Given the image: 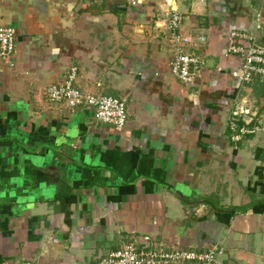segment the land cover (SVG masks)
<instances>
[{"label": "crops", "instance_id": "crops-1", "mask_svg": "<svg viewBox=\"0 0 264 264\" xmlns=\"http://www.w3.org/2000/svg\"><path fill=\"white\" fill-rule=\"evenodd\" d=\"M174 11L206 62L192 85L171 71ZM0 25L17 33L0 64V264H97L144 235L264 264V81L241 88L225 55L234 29L264 47V0H0ZM74 67L82 92L126 100L124 128L47 100ZM235 118L260 131L232 142Z\"/></svg>", "mask_w": 264, "mask_h": 264}, {"label": "built area", "instance_id": "built-area-1", "mask_svg": "<svg viewBox=\"0 0 264 264\" xmlns=\"http://www.w3.org/2000/svg\"><path fill=\"white\" fill-rule=\"evenodd\" d=\"M102 1V0H94ZM182 16L172 12L169 16V29L177 46L175 58L171 64L172 74L183 84L192 85L206 67L205 60L191 51L184 52L183 45L190 41L179 33ZM257 30L262 29L263 15L258 13ZM201 41H205L201 38ZM17 48V33L12 26L0 25V64L9 63L13 67V57ZM225 55L242 62L241 88L264 79V47L259 39L243 30H231L225 44ZM77 68H72L62 85H51L45 89V96L52 104L63 105L71 112L79 109L94 110L95 118L102 124L117 129L128 123L127 102L125 99L86 94L75 86ZM231 141L240 143L250 135L257 134L258 127L240 125L232 119L229 124ZM217 247L207 252L194 250L168 249L144 235L127 242L123 247L111 252L97 264H223ZM31 264V263H25Z\"/></svg>", "mask_w": 264, "mask_h": 264}, {"label": "trees", "instance_id": "trees-1", "mask_svg": "<svg viewBox=\"0 0 264 264\" xmlns=\"http://www.w3.org/2000/svg\"><path fill=\"white\" fill-rule=\"evenodd\" d=\"M262 81H264V79H262V80L259 79V80L255 81V83H260V82H262ZM235 119L238 120L237 118H235ZM238 122H243V121H242V120H238ZM245 122H246V121H245ZM250 125H251V127H254V125H255V121H254V122H251ZM250 125H249V126H250Z\"/></svg>", "mask_w": 264, "mask_h": 264}]
</instances>
